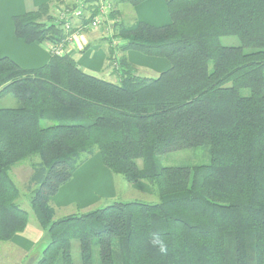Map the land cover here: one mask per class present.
<instances>
[{
	"label": "trees",
	"instance_id": "trees-1",
	"mask_svg": "<svg viewBox=\"0 0 264 264\" xmlns=\"http://www.w3.org/2000/svg\"><path fill=\"white\" fill-rule=\"evenodd\" d=\"M143 1L112 0L104 18L111 63L113 49L122 53L117 80L85 71L69 52L51 51L32 68L0 52V97L19 100L0 107V242L30 218L10 170L38 155L30 204L47 242L33 264H76V246L80 264H264V0H167L163 25L121 18L122 4ZM83 5L75 29L88 30L101 3ZM55 18L42 3L13 17L16 35L60 46L66 32ZM128 50L171 65L140 73ZM202 145L209 163L161 162ZM97 152L113 173L149 183L159 201L115 200L56 217L51 197ZM153 233L166 252L151 244Z\"/></svg>",
	"mask_w": 264,
	"mask_h": 264
},
{
	"label": "crops",
	"instance_id": "crops-1",
	"mask_svg": "<svg viewBox=\"0 0 264 264\" xmlns=\"http://www.w3.org/2000/svg\"><path fill=\"white\" fill-rule=\"evenodd\" d=\"M82 2L85 0H0L1 54L13 58L26 68L38 67L47 63L51 56L50 45L39 42L27 43L19 38L15 32L13 17L36 10L42 3H50L53 11H62L66 6L79 5ZM122 5V9L125 10L122 13L124 16H121L123 19L130 21L139 19L153 25H163L170 20L167 0H145L133 7H130L129 4ZM80 23L81 21L76 22L75 26ZM105 30L107 28L99 30L76 29L72 41L67 44L66 49L85 71L117 80L118 71L110 61V46L102 41L103 36H106ZM113 50V54L117 53V56L122 54L118 49ZM126 56L132 64L137 66V69L139 67L141 71L150 75L159 74L171 65L167 59L150 56L136 50H128ZM117 175L104 164L101 154L95 153L78 168L72 179L62 185L60 190L51 197L55 211L57 208H68L72 205L86 209L96 204L99 197H115L118 193ZM138 182L143 181L131 182L133 184L129 182L131 189ZM145 187L147 191H152L149 184H146ZM7 242L10 243V247L17 255L16 260L11 264H23L27 257L29 260L33 258V263H35L42 252L41 245L46 244L47 240L44 238V231L37 220L35 223L29 221L24 231L17 233L11 241ZM38 244L41 245L38 246ZM14 253L7 255L10 258Z\"/></svg>",
	"mask_w": 264,
	"mask_h": 264
},
{
	"label": "rangeland",
	"instance_id": "rangeland-1",
	"mask_svg": "<svg viewBox=\"0 0 264 264\" xmlns=\"http://www.w3.org/2000/svg\"><path fill=\"white\" fill-rule=\"evenodd\" d=\"M88 5H89V3H88ZM88 5H86V7ZM76 6H78V5L75 4V5L66 6V9L68 8V10H72ZM130 7H133V5H131ZM112 10H113V2H111V6H110L108 14L111 13ZM59 11L55 10V11H53V13L56 16V18H55L56 21L58 23H61V22L63 23V21L60 19V12ZM124 12H125V10L122 11V13H124ZM121 16H124V15H121ZM72 22H74V21H72ZM90 24H91V21H90V23L87 24V26H90ZM62 25L64 28V23ZM89 29H91V27ZM111 29H112V27L109 26V28L107 30H105L106 36L104 35L103 40H102L103 43L106 42L105 44H107L109 46L111 45L110 38L112 37V32H113V31H111ZM75 30H76L75 24H72V29L64 28V31L66 32V37L67 36L71 37L72 34H74ZM222 42L226 45H238L239 44V40L235 36H224V37H222ZM116 54L114 53L113 56H114V58L116 57L117 60L112 64V66L115 69H117V67L119 66V58H120ZM138 70L140 73L147 74V73L141 71V68H139V67H138ZM151 75H153V74H151ZM18 104H19V100L13 93H8V94L0 97V107H15ZM37 160H39V156L38 155H32V156L26 158L24 161L14 165L10 170L11 177H12L13 181L17 184V186L19 187V190H20V196L18 198V202L21 204L22 207H24L25 209H27L29 211V214H30L29 221L31 223L37 222V218H36L32 208H31V204H30V202H31L30 199H31V196L33 193V189L35 187H37V185L30 183V178H31V175L33 172L31 162L37 161ZM210 161H211V149H210L209 145H202V146H197V147H192V148H184V149L174 150V151L168 152V153L161 156V162L163 165H189V166H192V165H196V164L209 163ZM117 176L118 177H117V182H116V188H117L118 193L116 194L115 197H105V196L99 197L96 204H94L93 206L88 207L86 209L79 208L76 205L69 206L68 208L67 207L57 208L56 217H61V216H64V215H67L70 213H77V212H81V211H86L92 207L93 208L101 207V206L107 205V204H109L115 200L130 201V200H136L137 199V200H143V201H148V202L159 201V197L157 194L153 193V191L149 192L145 189L146 188L145 185L149 184L146 181L138 182V183L134 184L133 189H131V187H130L131 182L129 183V181H127L123 177V175H121V174H118ZM131 184H133V183H131ZM151 190H152V187H151ZM42 230L44 231V229H42ZM44 235H45V232H44ZM46 237L47 236L45 235V238ZM9 244L10 243L7 241L0 243V264H11L17 258V255L14 253V249H12V247H10ZM39 245H41V244H38V246ZM45 245L46 244L41 245L42 246L41 250L44 249ZM12 253H14V254L11 255L9 258L7 254H12ZM74 254H75V258H76V264H80L79 250H78L77 246L74 247ZM28 258L29 257L26 258V260L23 262V264L28 263V261H29Z\"/></svg>",
	"mask_w": 264,
	"mask_h": 264
},
{
	"label": "built area",
	"instance_id": "built-area-1",
	"mask_svg": "<svg viewBox=\"0 0 264 264\" xmlns=\"http://www.w3.org/2000/svg\"><path fill=\"white\" fill-rule=\"evenodd\" d=\"M96 1L101 3V9L99 10V13L93 16V19L91 20V24L88 27L97 30L102 28L104 24V20H105L104 18L107 16L109 12L111 1L110 0H96ZM83 10H84V5L82 2L72 10H68V8L67 9L64 8L62 11H60V19L64 23V28L72 29V24H76V22L81 21L83 16ZM72 38H73V34L71 37L67 36L65 38V41L62 44H60V46L50 44V50L58 54L68 53L66 46L70 41H72ZM65 42L67 43L66 45Z\"/></svg>",
	"mask_w": 264,
	"mask_h": 264
},
{
	"label": "clouds",
	"instance_id": "clouds-1",
	"mask_svg": "<svg viewBox=\"0 0 264 264\" xmlns=\"http://www.w3.org/2000/svg\"><path fill=\"white\" fill-rule=\"evenodd\" d=\"M151 244L154 247H158L161 252L167 251V246H166L165 241L157 233H153Z\"/></svg>",
	"mask_w": 264,
	"mask_h": 264
},
{
	"label": "water",
	"instance_id": "water-1",
	"mask_svg": "<svg viewBox=\"0 0 264 264\" xmlns=\"http://www.w3.org/2000/svg\"><path fill=\"white\" fill-rule=\"evenodd\" d=\"M33 258H31L29 261H28V263L27 264H33Z\"/></svg>",
	"mask_w": 264,
	"mask_h": 264
}]
</instances>
